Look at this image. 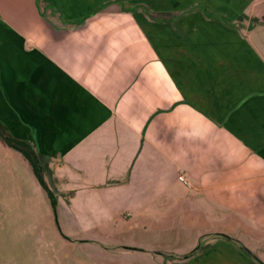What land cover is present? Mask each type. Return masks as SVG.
Listing matches in <instances>:
<instances>
[{
	"label": "crops",
	"instance_id": "0c3cea01",
	"mask_svg": "<svg viewBox=\"0 0 264 264\" xmlns=\"http://www.w3.org/2000/svg\"><path fill=\"white\" fill-rule=\"evenodd\" d=\"M0 122L46 164L57 262L130 221L125 255L259 261L219 221L264 228V0H0ZM0 163L36 181L2 140Z\"/></svg>",
	"mask_w": 264,
	"mask_h": 264
},
{
	"label": "rangeland",
	"instance_id": "374dc122",
	"mask_svg": "<svg viewBox=\"0 0 264 264\" xmlns=\"http://www.w3.org/2000/svg\"><path fill=\"white\" fill-rule=\"evenodd\" d=\"M5 174L0 163V264H167L155 254L145 259L146 256L138 251L128 255L122 252L124 246L121 245L134 242L141 233L133 221H130L132 226L119 222L96 231L93 234L98 243L85 244L74 239V242L65 243L63 253L59 254L62 261L57 262V254L63 247L55 242L54 236L60 235V218L57 216V219L50 207L45 191L33 177H6ZM46 180L50 185L48 177ZM216 219L218 222L219 218ZM53 221H56L55 227L43 228V238L39 237L41 230H31ZM219 223L224 226L222 236L234 241L232 250L237 247L242 252H252L259 260L254 264H264V228L258 227L259 224L251 222L247 216L232 212L223 213ZM196 248L197 245L192 250ZM201 248L211 250L209 246ZM230 248L224 245L223 253H230Z\"/></svg>",
	"mask_w": 264,
	"mask_h": 264
},
{
	"label": "trees",
	"instance_id": "16d2710c",
	"mask_svg": "<svg viewBox=\"0 0 264 264\" xmlns=\"http://www.w3.org/2000/svg\"><path fill=\"white\" fill-rule=\"evenodd\" d=\"M0 140L6 143L8 146L18 150L24 156V158L30 164L35 178L40 187L45 191L53 212L56 214L57 200L54 191L48 184L46 177H44L45 171L41 161L38 158L36 151L26 142L18 140L9 133L8 129L0 122Z\"/></svg>",
	"mask_w": 264,
	"mask_h": 264
},
{
	"label": "water",
	"instance_id": "95a60500",
	"mask_svg": "<svg viewBox=\"0 0 264 264\" xmlns=\"http://www.w3.org/2000/svg\"><path fill=\"white\" fill-rule=\"evenodd\" d=\"M6 144V143H5ZM7 145V144H6ZM8 146V145H7ZM8 147H10V146H8ZM10 148H12V147H10ZM12 149H14V148H12ZM14 150H16V149H14ZM16 151H18V150H16ZM19 152V151H18ZM21 153V152H20ZM38 158H39V160L41 161V163H42V165H43V168H44V171H45V173H46V164L42 161V159H41V157L38 155ZM33 171V170H32ZM49 178V180L48 181H50V187H51V189L55 192V190H54V188H53V186H52V182H51V180H50V177H48ZM36 179V178H35ZM37 181V180H36ZM38 183V182H37Z\"/></svg>",
	"mask_w": 264,
	"mask_h": 264
},
{
	"label": "built area",
	"instance_id": "2783aa9c",
	"mask_svg": "<svg viewBox=\"0 0 264 264\" xmlns=\"http://www.w3.org/2000/svg\"><path fill=\"white\" fill-rule=\"evenodd\" d=\"M178 180L182 182L183 184L188 185V182L184 179V177L180 176L178 177Z\"/></svg>",
	"mask_w": 264,
	"mask_h": 264
}]
</instances>
